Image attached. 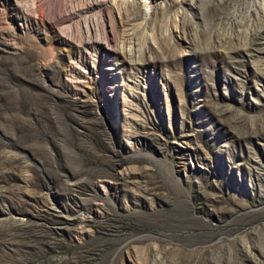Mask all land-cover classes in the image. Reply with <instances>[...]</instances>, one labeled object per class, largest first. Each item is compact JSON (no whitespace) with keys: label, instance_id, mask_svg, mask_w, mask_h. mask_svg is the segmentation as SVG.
<instances>
[{"label":"rangeland","instance_id":"rangeland-1","mask_svg":"<svg viewBox=\"0 0 264 264\" xmlns=\"http://www.w3.org/2000/svg\"><path fill=\"white\" fill-rule=\"evenodd\" d=\"M92 1L0 0V264H264L263 0Z\"/></svg>","mask_w":264,"mask_h":264},{"label":"bare ground","instance_id":"bare-ground-1","mask_svg":"<svg viewBox=\"0 0 264 264\" xmlns=\"http://www.w3.org/2000/svg\"><path fill=\"white\" fill-rule=\"evenodd\" d=\"M39 1L40 0H35V4L37 5ZM106 1L107 0H93L91 8L92 7L93 8H99L100 9L99 14L83 17V22H84L83 23V29H85L86 36H85V38L83 37L80 44L84 45L85 47L100 46V44L104 43V41L108 45L113 46L111 43L112 38L110 39V37L106 34L105 27L103 24L104 12H103L102 8L105 5ZM138 1L139 0H122L123 3L132 2L133 11H132V22L130 23L131 29H134L133 28V27H135L134 25H138V24L143 25V21L145 22L144 26H149V24L155 19V17L158 15V13H160V11L165 12L166 9L170 8L171 4H172V0H149V4L151 7L150 9H152L151 14L150 15H144V12L142 11V8L140 7V4L138 3ZM40 3H42V2H40ZM56 6H58V5H55L54 9H52L53 12L51 11L53 13V15L56 11H58V10H55ZM52 7H53V5H52ZM260 9H264V0L261 2V8ZM50 10H51V8H50ZM74 14L75 13L73 11L67 9L65 13H63V14L59 13V16L57 18H60L61 21L64 23L67 22L65 24L67 26L68 22L70 23V20L73 19ZM55 15H56V13H55ZM136 21H138V24H136ZM66 26H64V27H66ZM139 26L138 27L136 26V27L139 28ZM67 27H69V26H67ZM136 27H135V30H137ZM140 28H141V26H140ZM70 29H72V28L70 27ZM134 32H136V31H134ZM101 33H103L104 36H102ZM252 41H253V39H252Z\"/></svg>","mask_w":264,"mask_h":264}]
</instances>
